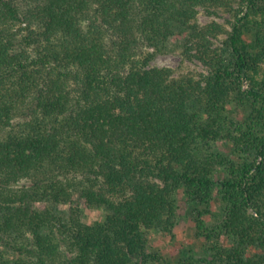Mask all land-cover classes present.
<instances>
[{"label":"trees","instance_id":"obj_1","mask_svg":"<svg viewBox=\"0 0 264 264\" xmlns=\"http://www.w3.org/2000/svg\"><path fill=\"white\" fill-rule=\"evenodd\" d=\"M177 38L207 73L151 65ZM179 189L177 264H264V0H0V264H154Z\"/></svg>","mask_w":264,"mask_h":264},{"label":"rangeland","instance_id":"obj_2","mask_svg":"<svg viewBox=\"0 0 264 264\" xmlns=\"http://www.w3.org/2000/svg\"><path fill=\"white\" fill-rule=\"evenodd\" d=\"M198 19L201 24L217 21L226 26L227 29H231V15L223 10L218 11L217 14L210 15L205 10L200 9ZM226 37L227 35H221L215 40L216 45L221 47ZM177 39H173L166 48V51L160 53L151 65L160 68L169 67L173 69L175 77L188 74L199 77V75L207 73L206 67L199 60L189 59L184 54L183 40ZM233 111L232 114L237 119H243L245 116L243 109H234ZM219 148L228 154L231 153V146L228 144L220 143ZM175 196L178 201L179 220L173 234L152 233L151 235V251L152 253H157L160 257V260H157L154 264H177L189 255L193 254L201 257L204 253L205 243L196 235L194 221L196 209L202 210L203 208L191 202L183 189L177 190ZM223 207L224 205L220 198L218 196L215 197L213 211L215 213L214 216H216L213 218L217 216L221 217ZM103 215V212L100 210H89L86 213L85 219L87 222L93 223L96 220L103 219ZM224 242L225 245H230L231 240L225 239Z\"/></svg>","mask_w":264,"mask_h":264}]
</instances>
